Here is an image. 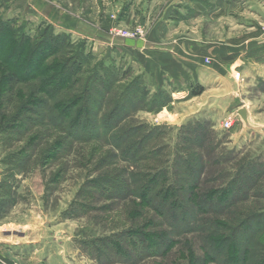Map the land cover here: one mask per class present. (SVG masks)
Segmentation results:
<instances>
[{
	"label": "trees",
	"instance_id": "16d2710c",
	"mask_svg": "<svg viewBox=\"0 0 264 264\" xmlns=\"http://www.w3.org/2000/svg\"><path fill=\"white\" fill-rule=\"evenodd\" d=\"M0 39V135L21 144L0 160L10 166L0 210L15 203L7 181L74 152L87 175L63 218L128 206V228L81 242L97 264L166 258L181 242L184 264H264V209L254 207L264 200L263 163L240 162L229 180L233 159L207 121H188L172 139L166 126L135 121L172 101L165 86L152 91L144 74L97 60L49 25L30 35L0 18Z\"/></svg>",
	"mask_w": 264,
	"mask_h": 264
},
{
	"label": "rangeland",
	"instance_id": "374dc122",
	"mask_svg": "<svg viewBox=\"0 0 264 264\" xmlns=\"http://www.w3.org/2000/svg\"><path fill=\"white\" fill-rule=\"evenodd\" d=\"M45 1L51 2V6L56 8L57 12H63L64 15L75 17L78 22L82 21L89 25L95 33L99 30L104 34L106 41L96 34L86 36L55 29L42 20L38 13H32L28 8L24 11L20 10L11 0H0V18L11 21L14 26L22 28L30 35H34L40 27L49 25L53 27L56 34H67L73 42H85L87 51L97 60L108 59L123 70L128 66L131 67L133 75H137V72L129 55H117L107 50L105 46L109 44L112 46L116 41L144 40L152 29L161 27L167 13L169 17L166 20L168 19L172 26H176V23L181 20L177 18L179 11L176 5L183 4L182 0ZM185 3L189 4L186 0ZM44 12L47 15L48 12L46 10ZM184 13L186 19H192L194 16L190 9ZM190 25L192 26L193 23ZM238 25L236 19H221L215 23L202 20L196 28L202 29L208 36L219 38L224 28L230 27L234 34L233 38H240V33L236 32L242 29ZM190 29L195 30V28ZM260 29L264 33V25L260 26ZM4 41L5 39H0V46ZM147 79L145 77L146 82H148ZM257 79L256 74L250 77L249 81L241 77L240 73L235 74L233 80L243 87L239 97L237 96V101L218 102L217 106L202 110L196 117L188 116L178 125L173 123L179 121V111L184 108L179 109V105L174 104L176 101L151 113L138 112L134 115V120L153 126H166L170 139L175 136L176 129L188 121L196 119L207 121L220 144L218 151L223 150L224 156L233 159L225 170L230 175L228 177L230 180L231 174L237 171L236 166L240 165V162L241 165L250 161L264 164V92L260 89L262 86L264 89V85ZM150 87L153 91L158 89L152 85ZM176 87H169V89L166 87L167 92L182 96V87L180 89ZM168 107H171V111ZM238 108L246 110L245 119H242L239 113L236 114ZM167 111L169 114H164ZM228 117L232 120V127L225 130L222 128V123ZM20 145L14 141H6L4 136L0 135V160ZM84 163L81 156L73 152L61 164L49 163L48 166L36 169L32 167L33 169H28L27 173L25 171L7 181L10 191L15 194L13 197L15 203L9 202L0 210V264H38V260L45 261L47 264H97L85 252V246L81 242L129 227L128 206L118 202L111 207L107 205L110 207L108 211L100 209L87 216L63 218V213L68 209L78 186L86 178L87 170L84 168ZM62 167L64 168L61 173L62 180L59 183L48 182L52 174ZM9 170L10 166H0V183L6 171ZM44 185L47 189H44ZM102 205L98 203L94 207L97 209ZM254 207L264 209V200ZM198 245L199 243L195 241L194 250L197 254L200 253ZM182 249L181 242L173 249L170 256L148 259L141 264H184L183 260L178 258L179 250Z\"/></svg>",
	"mask_w": 264,
	"mask_h": 264
},
{
	"label": "crops",
	"instance_id": "0c3cea01",
	"mask_svg": "<svg viewBox=\"0 0 264 264\" xmlns=\"http://www.w3.org/2000/svg\"><path fill=\"white\" fill-rule=\"evenodd\" d=\"M11 1H14L20 10L28 8L32 13H38L42 20L55 29L86 36L96 34L105 40L104 34L99 30L95 33L92 27L82 21L78 22L75 17L57 12L51 2ZM186 1L189 4L182 0L183 4L176 5L179 11L177 18L181 19L176 26L166 20L169 17L167 13L161 27L152 29L144 40L116 41L112 46H105L117 55H129L132 65L137 69H134L135 72L144 74L150 85L156 88L165 86L168 89L173 86L178 89L182 87L183 95L172 94V101L169 103L176 101L174 104L179 105V109L184 108L179 111V121L173 123L177 125L186 117H196L202 110L215 107L224 100L237 101V96L239 97L243 88L239 86V82L233 80L237 73L248 81L256 74L257 80L264 85V33L260 29V26L264 25V0ZM189 9L194 15L192 19L185 17L184 12ZM221 19H236L242 29L236 32L240 33V38H233L230 27L224 28L219 38L208 36L202 29L196 28L202 20L215 23ZM197 84L203 90L201 94L193 96L191 89ZM262 88L263 86L260 89L264 92ZM151 90L153 91L152 88ZM238 109L236 114L243 111L245 117L247 116L245 109ZM164 114L169 113L167 111ZM37 262L47 264L41 260Z\"/></svg>",
	"mask_w": 264,
	"mask_h": 264
},
{
	"label": "built area",
	"instance_id": "2783aa9c",
	"mask_svg": "<svg viewBox=\"0 0 264 264\" xmlns=\"http://www.w3.org/2000/svg\"><path fill=\"white\" fill-rule=\"evenodd\" d=\"M232 127V120L230 117H228L227 119H225L222 123V128H224L225 130H228Z\"/></svg>",
	"mask_w": 264,
	"mask_h": 264
},
{
	"label": "water",
	"instance_id": "95a60500",
	"mask_svg": "<svg viewBox=\"0 0 264 264\" xmlns=\"http://www.w3.org/2000/svg\"><path fill=\"white\" fill-rule=\"evenodd\" d=\"M239 115L242 117V119H245V115L243 111L239 112Z\"/></svg>",
	"mask_w": 264,
	"mask_h": 264
}]
</instances>
